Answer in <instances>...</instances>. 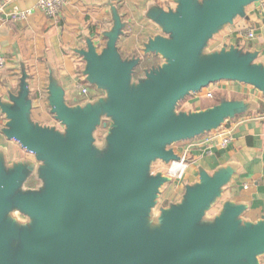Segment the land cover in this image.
Instances as JSON below:
<instances>
[{
	"label": "crops",
	"instance_id": "1",
	"mask_svg": "<svg viewBox=\"0 0 264 264\" xmlns=\"http://www.w3.org/2000/svg\"><path fill=\"white\" fill-rule=\"evenodd\" d=\"M37 1L0 0L3 181L27 171L48 175L43 162L8 134L16 114L23 116L29 131L65 141L68 127L53 112L56 102L73 113L101 109L105 102L95 98L97 86L106 91L107 97L108 90L96 80L97 73L134 65L127 84L138 88L153 71L171 64L157 46L175 45L178 39L164 20L181 15L182 0H65L57 19H49L39 10L23 19L13 16ZM191 1L192 13L203 15L225 0ZM263 3L264 0L239 1L234 14L209 30L195 56V65L230 58L247 63L252 78H220L189 91L176 103H183L181 106L191 111L185 117L216 112L220 115L202 133L176 141L182 147L169 149L177 158L185 159L186 168L179 182L162 179L158 192L164 205L157 206L159 200L154 204V223L147 225L150 233H159L164 215L180 207L190 191L203 188L205 182L216 185L198 219L203 223L201 227L215 226L226 213L233 214L238 233L264 226V81L256 80H264ZM206 48L209 52L203 54ZM145 60L153 64L134 79L135 67ZM131 61L134 63L129 64ZM102 116L103 113L98 115L91 136ZM156 161L159 165L153 171L155 176L167 164ZM34 165H39L36 171ZM32 180L24 179V185L32 188ZM254 264H264V253L255 257Z\"/></svg>",
	"mask_w": 264,
	"mask_h": 264
},
{
	"label": "water",
	"instance_id": "2",
	"mask_svg": "<svg viewBox=\"0 0 264 264\" xmlns=\"http://www.w3.org/2000/svg\"><path fill=\"white\" fill-rule=\"evenodd\" d=\"M239 1L225 0L210 14L196 15L192 1L182 0L181 15L164 20L178 34L177 43L157 46L170 66L149 74L137 92L127 84L134 65L97 73L109 102L96 111L73 113L56 102L53 112L68 127L65 141L29 131L23 116L15 115L8 134L49 170L41 194L16 199L37 220L35 231L21 237L22 250L15 258L19 264H254L264 253V226L238 233L232 213L213 227H198L215 183L190 191L180 207L164 215L156 236L148 228L151 237L144 235L141 228L143 212L162 183L147 176L148 163L176 160L167 147L202 133L220 115L169 119L176 103L220 78H252L247 63L233 58L194 63L209 30L234 14ZM101 113L112 117L116 128L109 152L98 160L90 142ZM20 177H0V222ZM6 254L7 233L0 229V264H9Z\"/></svg>",
	"mask_w": 264,
	"mask_h": 264
},
{
	"label": "rangeland",
	"instance_id": "3",
	"mask_svg": "<svg viewBox=\"0 0 264 264\" xmlns=\"http://www.w3.org/2000/svg\"><path fill=\"white\" fill-rule=\"evenodd\" d=\"M217 37V36H216ZM216 37L213 38V40L211 41L212 43H214V40L216 39ZM213 46V44H212ZM209 51L206 48L204 50L203 54H207ZM134 62H130L129 64H133ZM98 87V91L95 95V98L97 99H101L105 102V104H107L109 102V98L106 96V91L101 87V86H97ZM130 88V85H129ZM130 90H133L135 92H137V86L135 84H131V88ZM183 104V103H182ZM182 104H176L172 110V112H170L169 114V119H175L178 118L179 116H183L185 117L188 116V113L191 111H186V108H183L181 105ZM103 119L99 122V124H97L96 126V132L95 134H93L91 136V142H90V149L94 152L95 154V158L100 160L103 159L107 153L110 150V142H109V138L112 135V132L114 131V129L116 128V123L113 120L112 117L108 116L106 113H103ZM105 124V127H104ZM177 143V144H176ZM175 144H171L169 147H167V149H171L173 147H182L178 144H180L179 142H176ZM177 158V157H176ZM181 158H177L174 161H169L167 164H165V166L161 169V173L157 176H155V174H153L154 169H156L159 165V162H157L156 160H153L151 162L148 163L147 165V176H149V174L151 173L152 177H158L161 180L165 179L163 181H172V182H179L182 180L183 175L180 179H176L174 177H171L168 174V169L169 166L172 162L175 161H179ZM157 162V163H155ZM35 163H38L37 161H35ZM34 163V164H35ZM152 167V170L149 169V167ZM38 166L34 165V171H36L38 169ZM49 173V170H46ZM31 171H27L26 173H24L23 175H21L20 180H18L17 182V188H15L14 191H12L10 197L8 198V206L7 209L4 212V215L2 217V220L0 222V229L4 232L7 233V254H6V262L9 264H19L16 261V255L22 250L21 247V237L23 235V233H27V234H31L33 231H35L36 229V223L37 220H35L32 216L28 215L26 212H24L17 204L16 199L18 196L20 195H39L41 194L46 187V179H47V174L38 171L37 173L33 172L30 173ZM28 177H32L34 181L33 183V187L31 188V186L27 183H25L24 185V179H27ZM150 177V176H149ZM38 180V181H36ZM36 181V182H35ZM43 181V184L41 186L40 182ZM162 181V182H163ZM38 182V184H37ZM41 186V187H40ZM184 191V190H183ZM184 193V192H183ZM159 200V202H158ZM157 203V206H163V203H160V193L157 192L155 194L154 197V201L153 204L150 208H148L146 211H144V215L142 217V232L144 233V235H149L148 232V223L151 222V224L154 223L153 220V212L157 211V209H153L154 204ZM169 204V203H168ZM167 205V204H165ZM151 211V212H150ZM150 212V215H149ZM202 214V213H201ZM203 225L202 221L200 220V222H198V227H201ZM137 235H141V231L137 232ZM153 235H155L153 233ZM151 237V235H149ZM156 236V235H155ZM153 237V236H152Z\"/></svg>",
	"mask_w": 264,
	"mask_h": 264
},
{
	"label": "built area",
	"instance_id": "4",
	"mask_svg": "<svg viewBox=\"0 0 264 264\" xmlns=\"http://www.w3.org/2000/svg\"><path fill=\"white\" fill-rule=\"evenodd\" d=\"M65 4V0H38L37 3L26 10L17 11L13 14L16 18H26L32 14L34 10H39L42 12L47 18L49 19H57L61 15L63 6ZM262 8L264 10V3L262 5ZM3 59L0 57V68L3 67ZM81 92L83 94L86 93L85 89H82ZM227 141H225L224 144H226ZM186 168V161L182 157L179 161L172 162L168 169V174L171 177H174L176 179H180L185 171Z\"/></svg>",
	"mask_w": 264,
	"mask_h": 264
},
{
	"label": "trees",
	"instance_id": "5",
	"mask_svg": "<svg viewBox=\"0 0 264 264\" xmlns=\"http://www.w3.org/2000/svg\"><path fill=\"white\" fill-rule=\"evenodd\" d=\"M151 64H153L150 60H145L143 63H141L139 66L137 65L134 69L133 78L137 79L139 76L142 75V69L149 67Z\"/></svg>",
	"mask_w": 264,
	"mask_h": 264
}]
</instances>
